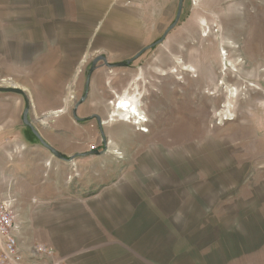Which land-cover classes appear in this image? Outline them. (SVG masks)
<instances>
[{
  "label": "rangeland",
  "instance_id": "rangeland-1",
  "mask_svg": "<svg viewBox=\"0 0 264 264\" xmlns=\"http://www.w3.org/2000/svg\"><path fill=\"white\" fill-rule=\"evenodd\" d=\"M0 87L25 264H264V0H0Z\"/></svg>",
  "mask_w": 264,
  "mask_h": 264
},
{
  "label": "built area",
  "instance_id": "built-area-1",
  "mask_svg": "<svg viewBox=\"0 0 264 264\" xmlns=\"http://www.w3.org/2000/svg\"><path fill=\"white\" fill-rule=\"evenodd\" d=\"M20 231L13 206L0 196V264H25L26 256L19 243ZM29 256L30 264H43L45 260L50 264H64L55 257L54 249L44 243L35 244Z\"/></svg>",
  "mask_w": 264,
  "mask_h": 264
},
{
  "label": "crops",
  "instance_id": "crops-1",
  "mask_svg": "<svg viewBox=\"0 0 264 264\" xmlns=\"http://www.w3.org/2000/svg\"><path fill=\"white\" fill-rule=\"evenodd\" d=\"M180 3H181V1H180ZM12 101L14 104V110L12 111V113L14 114V122L8 123L9 125L5 126V128H8V129H15V128L19 127V123L17 120H18V117L21 113L22 104H23L22 99L18 98V97H16ZM54 112H51L49 115L52 116L55 114L54 115L55 121L61 119L63 115L65 116L64 112H60V111L57 113L56 112L54 113ZM54 116H52V117H54ZM66 121H67V119H65L64 122H62V123H65ZM18 164H19V162L13 161V160H8V158H6L5 161L0 160V182L2 181V184L0 183V191L2 192V194L5 192V187H3V184H5L7 182V178L5 177V174L7 172L6 169L10 168L9 170L17 176L18 175L17 172L22 169V167H19ZM1 185H2V188H1ZM16 211H17L18 215L20 216V214H19L20 207L19 208L17 207Z\"/></svg>",
  "mask_w": 264,
  "mask_h": 264
},
{
  "label": "water",
  "instance_id": "water-1",
  "mask_svg": "<svg viewBox=\"0 0 264 264\" xmlns=\"http://www.w3.org/2000/svg\"><path fill=\"white\" fill-rule=\"evenodd\" d=\"M181 7H182V1L180 3V6H179V9H178V13H177V18H176V21L179 19V16H180V12H181ZM175 21V22H176ZM169 30L165 33L164 37L168 34ZM99 60H104L105 61V65L107 67H110V68H113V67H122V66H126L131 62V61H128L126 63H119V64H110L108 62H106V60L103 58V57H100L99 59L95 60L94 63L92 64V67H91V71L89 73V77H88V82H89V79H90V75H91V72L94 70L95 68V65L96 63L99 61ZM0 91H5V92H13V93H19V94H22L24 95L26 101L28 102V98L26 97V95L24 94V91L17 88V87H0ZM29 106H27V110H28ZM25 120H26V117H25ZM30 125V124H29ZM35 133V132H34ZM43 143V142H42ZM44 144V143H43ZM45 145V144H44ZM47 146V145H46ZM49 147V149L53 152L54 155L57 156V152L51 148L50 146H47Z\"/></svg>",
  "mask_w": 264,
  "mask_h": 264
},
{
  "label": "bare ground",
  "instance_id": "bare-ground-1",
  "mask_svg": "<svg viewBox=\"0 0 264 264\" xmlns=\"http://www.w3.org/2000/svg\"><path fill=\"white\" fill-rule=\"evenodd\" d=\"M118 110L122 111V112H126V113H132L137 115L139 112L136 108H134L132 106V104L127 101V100H122L119 104ZM115 116H118L117 114H115ZM128 117V115H127Z\"/></svg>",
  "mask_w": 264,
  "mask_h": 264
},
{
  "label": "trees",
  "instance_id": "trees-1",
  "mask_svg": "<svg viewBox=\"0 0 264 264\" xmlns=\"http://www.w3.org/2000/svg\"><path fill=\"white\" fill-rule=\"evenodd\" d=\"M148 48H151V47H148Z\"/></svg>",
  "mask_w": 264,
  "mask_h": 264
}]
</instances>
